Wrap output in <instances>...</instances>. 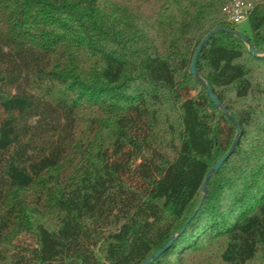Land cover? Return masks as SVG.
<instances>
[{"label": "trees", "instance_id": "trees-1", "mask_svg": "<svg viewBox=\"0 0 264 264\" xmlns=\"http://www.w3.org/2000/svg\"><path fill=\"white\" fill-rule=\"evenodd\" d=\"M0 0V264H264V0ZM199 76L241 128L189 73Z\"/></svg>", "mask_w": 264, "mask_h": 264}, {"label": "water", "instance_id": "water-1", "mask_svg": "<svg viewBox=\"0 0 264 264\" xmlns=\"http://www.w3.org/2000/svg\"><path fill=\"white\" fill-rule=\"evenodd\" d=\"M220 29L219 28H213L204 38L203 40L198 44L194 54H193V57H192V60H191V64H190V67H189V73L191 76L195 77L196 79L200 80L202 82V84L206 87L207 89V92H208V96L210 98V100L215 104V106L217 108H219L220 110H222L224 112L225 115H227L230 120L236 125V128H237V135L235 137V140L231 146V148L229 149V151L224 154L223 156H221L217 162L214 164V166L212 167V169L207 173V176L205 178V181L202 185V188H201V191L203 193V199L205 198V196L207 195V185H208V182L210 181V179L215 175L217 174L220 169L222 168V166L224 165L225 161L231 156V154L233 153L235 147H236V144L238 142V139H239V136L241 134V128L239 126V124L236 122V120L234 119V117H232L228 110L221 104V102L215 97L211 87L207 84V82L202 79L200 76H199V73L197 71V68H196V64H197V60H198V57L202 51V49L204 48V46L207 44V42L209 41V39L212 37V35L214 33H216L217 31H219ZM234 34L236 36H238L239 38H241L247 45V48L249 50V52L255 56H260V57H264V53H258L255 48L253 46H251L249 44V42L244 38V36L238 32H234ZM203 200L200 202V204L198 205L197 209L195 210L194 214L192 216H190L188 218V220L186 221V223L184 224L183 228L178 231L174 236H172L170 238V240L164 245L162 246L155 254H153L151 257H149L148 259H146L142 264H150L152 261L156 260L157 258H159L166 250H168L172 244L179 238V236L184 232L185 228L187 227L188 223L190 222V220L192 219V217L199 211L200 207H201V204H202Z\"/></svg>", "mask_w": 264, "mask_h": 264}, {"label": "built area", "instance_id": "built-area-1", "mask_svg": "<svg viewBox=\"0 0 264 264\" xmlns=\"http://www.w3.org/2000/svg\"><path fill=\"white\" fill-rule=\"evenodd\" d=\"M253 10L254 5L248 4L244 0H233L227 9L229 21L237 25L245 23Z\"/></svg>", "mask_w": 264, "mask_h": 264}, {"label": "rangeland", "instance_id": "rangeland-1", "mask_svg": "<svg viewBox=\"0 0 264 264\" xmlns=\"http://www.w3.org/2000/svg\"><path fill=\"white\" fill-rule=\"evenodd\" d=\"M238 30L242 33H248L250 32V27L249 24L247 22L239 24L238 25ZM218 258L215 256H212L210 258H208V260H213L212 264H220L219 261L217 260Z\"/></svg>", "mask_w": 264, "mask_h": 264}]
</instances>
